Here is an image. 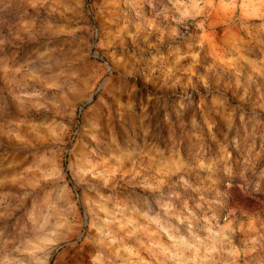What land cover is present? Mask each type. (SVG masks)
I'll use <instances>...</instances> for the list:
<instances>
[{
  "label": "rangeland",
  "instance_id": "rangeland-1",
  "mask_svg": "<svg viewBox=\"0 0 264 264\" xmlns=\"http://www.w3.org/2000/svg\"><path fill=\"white\" fill-rule=\"evenodd\" d=\"M0 264H264V0H0Z\"/></svg>",
  "mask_w": 264,
  "mask_h": 264
},
{
  "label": "water",
  "instance_id": "water-1",
  "mask_svg": "<svg viewBox=\"0 0 264 264\" xmlns=\"http://www.w3.org/2000/svg\"><path fill=\"white\" fill-rule=\"evenodd\" d=\"M92 99H90L88 102H90Z\"/></svg>",
  "mask_w": 264,
  "mask_h": 264
}]
</instances>
